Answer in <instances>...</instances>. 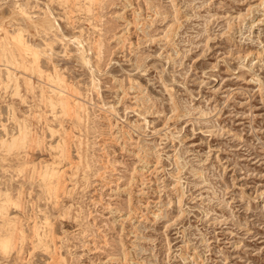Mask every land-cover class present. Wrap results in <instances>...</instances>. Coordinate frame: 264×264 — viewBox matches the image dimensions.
Returning a JSON list of instances; mask_svg holds the SVG:
<instances>
[{"label":"rangeland","instance_id":"374dc122","mask_svg":"<svg viewBox=\"0 0 264 264\" xmlns=\"http://www.w3.org/2000/svg\"><path fill=\"white\" fill-rule=\"evenodd\" d=\"M4 193L0 264H264V0H0Z\"/></svg>","mask_w":264,"mask_h":264},{"label":"bare ground","instance_id":"6f19581e","mask_svg":"<svg viewBox=\"0 0 264 264\" xmlns=\"http://www.w3.org/2000/svg\"><path fill=\"white\" fill-rule=\"evenodd\" d=\"M65 1V0H64ZM67 2V1H66ZM101 4V3H100ZM20 6V5H19ZM21 8V7H20ZM24 8V7H23ZM22 10V9H21ZM54 19V18H53ZM58 27V26H57ZM5 29V28H4ZM21 32L22 31H17V32H15V34H11L10 36H11V38H12V40L11 41H13V44H14V46H12V47H17L16 49L18 50V48L19 49H22V51L23 50H30V51H32L33 52V54L34 55H36V53H37V51H36V47L34 48V47H32V46H30V44H28V42H26L24 39H23V37H22V35H21ZM7 39V38H6ZM101 41V40H100ZM76 42H77V44H79V48H81V50H80V52L82 53L84 50L86 51V49H84L83 48V45H81L80 43H81V40L79 41V39H77L76 40ZM11 43V42H10ZM11 45H12V43H11ZM32 45V44H31ZM89 45V44H88ZM9 47V46H8ZM11 47V46H10ZM67 47V46H66ZM78 47V46H77ZM99 47H100V45H99ZM38 48V47H37ZM11 49V48H10ZM39 49V48H38ZM98 49V48H97ZM13 50V49H12ZM12 50L10 51V53H12ZM21 51V50H20ZM28 53V52H27ZM38 53H40V51L38 52ZM29 54H32V53H29ZM68 54V53H67ZM4 55V54H3ZM82 55V54H81ZM83 56H85L84 54H83ZM33 58V57H32ZM36 58V57H35ZM86 58V57H85ZM89 59V58H88ZM34 60V59H33ZM85 60V59H84ZM85 61H87V60H85ZM37 62V61H36ZM90 63V62H89ZM6 65V64H5ZM17 70V69H16ZM96 72V71H95ZM28 80V79H27ZM57 80V79H56ZM67 87V86H66ZM51 88V87H50ZM62 91V90H61ZM66 98H64V95H63V97H60V99H58V100H60V102H61V104L62 105H64L65 103H66V100H65ZM57 103V102H56ZM68 104V103H67ZM78 104V103H77ZM50 105V104H49ZM61 105V106H62ZM66 105V104H65ZM53 106V105H52ZM84 106V105H83ZM71 111V110H70ZM65 113V112H64ZM76 116V115H75ZM71 117V116H70ZM79 117V116H78ZM14 137V136H13ZM3 138V137H2ZM24 138H25V136H24ZM12 141V140H11ZM24 141V140H23ZM10 143H12V142H10ZM8 147V146H7ZM62 151V150H61ZM63 152V151H62ZM45 172V171H44ZM54 175V174H56V171L54 172V171H51L50 173H48V175ZM46 175V174H45ZM0 212H1V209H3L4 208V205H6L7 204V202L10 200V197H8L7 196V194L6 193H4L3 195H0ZM8 219V218H7ZM12 229V228H11ZM10 232H11V230H9ZM12 231H14V230H12ZM9 236H10V234H9ZM7 238V237H6ZM4 239V238H3ZM9 239V238H8ZM7 239V240H8ZM7 240H3L2 241V239H1V241L2 242H4V241H7ZM9 240H11V239H9ZM1 244H3V243H1ZM5 244V243H4ZM8 245V244H7ZM2 247H3V245H2Z\"/></svg>","mask_w":264,"mask_h":264}]
</instances>
